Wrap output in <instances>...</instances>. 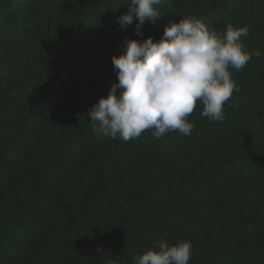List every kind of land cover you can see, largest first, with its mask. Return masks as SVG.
Masks as SVG:
<instances>
[{
	"label": "trees",
	"instance_id": "16d2710c",
	"mask_svg": "<svg viewBox=\"0 0 264 264\" xmlns=\"http://www.w3.org/2000/svg\"><path fill=\"white\" fill-rule=\"evenodd\" d=\"M0 264H264V0H0Z\"/></svg>",
	"mask_w": 264,
	"mask_h": 264
}]
</instances>
